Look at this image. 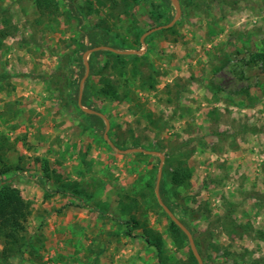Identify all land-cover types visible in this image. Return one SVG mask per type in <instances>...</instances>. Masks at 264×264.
<instances>
[{
	"label": "rangeland",
	"instance_id": "1",
	"mask_svg": "<svg viewBox=\"0 0 264 264\" xmlns=\"http://www.w3.org/2000/svg\"><path fill=\"white\" fill-rule=\"evenodd\" d=\"M178 2L152 30L172 0H0V186L30 210L29 248L3 261L0 236V264H159L131 215L188 264L158 196L203 264H264V0ZM97 46L138 52L120 77L113 54L85 58ZM85 60L81 104L108 129L79 104ZM180 160L188 187L168 173Z\"/></svg>",
	"mask_w": 264,
	"mask_h": 264
},
{
	"label": "trees",
	"instance_id": "2",
	"mask_svg": "<svg viewBox=\"0 0 264 264\" xmlns=\"http://www.w3.org/2000/svg\"><path fill=\"white\" fill-rule=\"evenodd\" d=\"M110 1L114 2L115 0ZM98 2L102 3L103 0H98ZM56 4V0H37V6L43 12H45L46 10L54 12L57 9ZM1 33L2 35H5L3 31H1ZM104 51L115 56L113 67L115 69L116 75L122 77L124 74V70L128 65V60L123 54L114 52L112 50H98L96 52L98 53ZM138 59L140 58L137 56L134 58L135 61ZM254 59L256 61H261L264 64V47L262 50H259L255 53ZM105 83L106 84L102 88L101 92L105 95L118 97V86L113 83L111 78H107L105 80ZM150 87H153V85H150ZM92 115L97 116V114ZM168 173L173 184L177 186L188 187L190 184V179L192 177L193 169L186 162V160H180L176 165L172 167L171 170H169ZM260 199H264V196ZM126 205L129 206V204ZM157 205L159 204L157 203ZM135 206V202H131L130 208ZM168 206L172 208L171 205ZM29 213V203L22 196L20 189L12 185L2 184L0 186V236L4 240L2 251L3 261L8 260L9 256L22 253L25 249L29 248L28 237L26 236V221L28 219ZM187 215L189 216V213L185 209L184 216L186 217ZM126 223L130 225L129 227L140 228L142 230V235L145 241L150 246H153L155 248L159 264H167L168 255L161 233L145 225L144 223L136 219L134 215H131L126 220ZM184 224L188 227L187 222H185ZM169 232L175 244L178 247H182L185 243L187 235L173 220H171L170 222ZM127 233L129 235L132 234L130 230H128ZM188 264H198V260L192 251L190 255V262Z\"/></svg>",
	"mask_w": 264,
	"mask_h": 264
},
{
	"label": "water",
	"instance_id": "3",
	"mask_svg": "<svg viewBox=\"0 0 264 264\" xmlns=\"http://www.w3.org/2000/svg\"><path fill=\"white\" fill-rule=\"evenodd\" d=\"M173 2H174V4L177 6V16L174 18V20L172 21V22H170L168 25H166V26H158V27H156V28H153L152 30H154V29H160V28H163V27H168V26H171L172 24H173V22L176 20V18L178 17V16H180V14H181V8H180V6H179V2H178V0H172ZM152 30H149V31H152ZM148 31V32H149ZM148 32H146V33H144V35H143V37L145 36V35H147V33ZM143 37H142V40H143ZM99 49H110V50H113V51H115V52H117V53H135V52H138L137 50H126V51H121V50H117V49H114V48H112V47H108V46H97V47H95L94 49H91V50H89V51H87L86 53H85V58H86V56H87V54L89 53V52H91V51H93V50H99ZM85 64H86V67H87V71H86V74L84 75V77H83V79H82V82H81V88H80V96H79V104L82 106V104H81V99H82V93H83V83H84V81H85V78L87 77V75H88V73H89V63H88V61L87 60H85ZM82 108L86 111V112H89V113H94V114H98V115H100V116H102L105 120H106V122H107V129L109 128V123H108V121H107V118H106V116L103 114V113H101V112H98V111H96V110H92V109H90V108H85V107H83L82 106ZM105 136H106V132H105ZM131 150H133V151H143V149H141V148H135V149H131ZM145 152H152V151H145ZM161 155V157L163 158V155L162 154H160ZM161 166H162V163H161ZM160 169H161V167H160ZM160 174H161V171H160V173H159V178H160ZM159 185H157V187H158ZM157 194H158V190H157ZM158 200H159V202H160V204L163 206V208L165 209V211L170 215V217L172 218V220L176 223V224H178L179 226H180V228L187 234V236L189 237V241H190V244H191V247H192V250H193V252H194V254H195V256H196V258H197V260H198V262H199V264H203V260H202V258H201V256H200V254H199V252H198V250H197V248H196V245H195V242H194V240H193V236H192V233L190 232V230L180 221V220H178L175 216H174V214H173V212L171 211V209L161 200V198H160V196H158Z\"/></svg>",
	"mask_w": 264,
	"mask_h": 264
}]
</instances>
